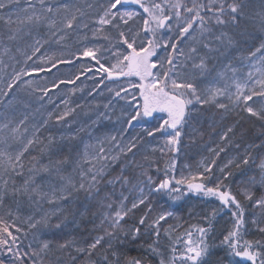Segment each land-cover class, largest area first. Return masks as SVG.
Here are the masks:
<instances>
[{
  "label": "snow or ice",
  "instance_id": "obj_1",
  "mask_svg": "<svg viewBox=\"0 0 264 264\" xmlns=\"http://www.w3.org/2000/svg\"><path fill=\"white\" fill-rule=\"evenodd\" d=\"M0 264H264V0H0Z\"/></svg>",
  "mask_w": 264,
  "mask_h": 264
},
{
  "label": "trees",
  "instance_id": "obj_2",
  "mask_svg": "<svg viewBox=\"0 0 264 264\" xmlns=\"http://www.w3.org/2000/svg\"><path fill=\"white\" fill-rule=\"evenodd\" d=\"M60 67H61V73H60V75L67 76V75H71L73 72L76 71V69H73L72 66H70V65H61ZM53 71H55V70H53ZM48 76L51 77L52 76V73H49ZM69 87H71V86H69ZM53 99H54V97H53ZM55 102L56 103H59L60 101L59 102L55 101ZM53 106L54 105H49V107H53ZM200 200H201V198H199V197H195V196H192L191 197V202H192L193 206H195L197 208L204 206L203 204L200 203ZM206 203H207V206L208 207H211L214 204H216L217 202L212 201V200H208ZM183 211L184 210L182 209V212ZM185 215H186V212H185ZM228 218H229V215H228L227 212L221 214V216H219L217 218V226H218V229H221L222 230V228L226 224ZM132 254L135 255L136 253L133 252Z\"/></svg>",
  "mask_w": 264,
  "mask_h": 264
},
{
  "label": "rangeland",
  "instance_id": "obj_3",
  "mask_svg": "<svg viewBox=\"0 0 264 264\" xmlns=\"http://www.w3.org/2000/svg\"><path fill=\"white\" fill-rule=\"evenodd\" d=\"M82 80H83V78H82ZM80 83H81V81H77V84H80ZM84 83L90 85V84H91V81L84 80ZM71 87H73V86H71ZM86 91H87V89H85V92H86ZM79 95H80V94L78 93L77 96H79ZM72 99L75 100L76 97H72ZM89 99H90V98H89ZM54 100L57 101V102H59V99H57L55 96H54Z\"/></svg>",
  "mask_w": 264,
  "mask_h": 264
}]
</instances>
